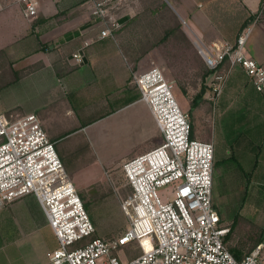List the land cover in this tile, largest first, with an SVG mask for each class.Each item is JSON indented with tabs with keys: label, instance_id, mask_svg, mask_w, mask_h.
<instances>
[{
	"label": "built area",
	"instance_id": "2783aa9c",
	"mask_svg": "<svg viewBox=\"0 0 264 264\" xmlns=\"http://www.w3.org/2000/svg\"><path fill=\"white\" fill-rule=\"evenodd\" d=\"M56 1V0H52ZM23 14H39L37 0H21ZM92 15L109 17L108 0H91ZM0 1V11L2 10ZM262 13V12H261ZM98 39L114 38V29ZM252 27H244L236 41L216 52L199 48L212 70L209 100L217 106L230 72L240 67L256 90L264 93V67L247 55ZM86 42L74 59L80 63ZM135 83L155 120L162 143L123 165L131 188L122 202L127 230L114 242L94 238L96 227L71 176L36 114L10 120L0 113V212L25 197L38 201L58 247L45 264H264V245L238 259L225 239L230 227L223 223L214 202L215 146L192 136L190 116L180 107L175 85L159 68L135 77ZM160 190L169 192L165 199ZM135 245L140 254L123 260L119 253Z\"/></svg>",
	"mask_w": 264,
	"mask_h": 264
},
{
	"label": "rangeland",
	"instance_id": "374dc122",
	"mask_svg": "<svg viewBox=\"0 0 264 264\" xmlns=\"http://www.w3.org/2000/svg\"><path fill=\"white\" fill-rule=\"evenodd\" d=\"M0 1L1 4L9 2V0ZM79 1L84 4L80 8L81 11L88 13L90 18L76 29H87L101 34L102 31L113 28V22L117 21L116 0H108L109 17L104 21L92 15L91 0ZM12 12H14L12 14L16 13L19 18L23 17L21 10ZM262 17L263 14H260V18ZM22 19L23 22L20 19L18 22V19L11 18L6 12L0 13V113L10 120H16L29 114L38 115L39 112L52 111L60 114L58 117L53 116L50 120L51 130L55 137L59 139L66 136L59 142L58 147H68L70 163L74 166L91 161L88 166L74 172L71 179L88 206V211L97 228V236L114 242L127 230L129 225L122 210V202L130 196L131 188L125 178L123 166L116 172L103 174L102 164L118 160L141 144L145 137L143 130L137 128L136 131L132 129L129 131L126 127L123 132L118 130V125L113 129L112 122L107 121L88 131L75 132L78 122L72 123L71 120L62 118L64 111L61 110V104L65 102L66 97L75 108H79L81 125H85L96 119L98 117L96 115L109 110L96 111L94 115H91L85 112L84 106L87 103L85 100H75L63 94H61L62 101L53 100L51 94L54 91L52 90L55 84L54 79L45 66L39 65L41 62H36L37 64L34 65L35 61L33 63L31 59V52L42 46L43 49H47L44 51L48 55L52 53L54 44L46 45L38 38L31 37L33 23L37 18L28 20L23 17ZM76 24H71L73 31ZM119 25L121 27V24ZM117 31L118 29L113 30L114 35ZM134 32L140 34L144 31L138 29ZM155 32L157 35L133 37L134 44L129 47L133 51L127 50L122 55L125 61L135 64L136 71L138 66L147 67L146 71L154 67L161 69L167 80L174 83L180 107L190 116L193 137L213 143L216 158L220 157L222 160L229 155L225 163L221 162L215 167V207L223 223L233 228L229 246L244 253L249 252L258 244L261 237L264 243V188L259 186L258 182L245 179L239 169L236 150L245 145H256L259 130L257 125L262 120V112L256 108L255 104L250 105L249 108L246 107L245 103L248 98L241 92L240 85L231 86L232 90L227 94L229 77L224 86L223 96L219 104L215 106L209 100V85L213 77L210 74L204 78L206 70L202 58H198L197 65L193 66L190 54L177 49V40L173 34L165 38L169 31L163 35L162 31H159L161 35H158V31ZM124 36H126L125 44L128 39H132L127 34ZM67 38H70V35ZM86 42H83L80 48ZM88 43L91 46L93 42L88 41ZM154 46L156 49L152 52L143 51V49H150ZM3 47L6 51L2 50ZM89 47L84 50L83 60ZM125 47L128 46L125 45ZM47 55L46 64L49 60ZM67 56L68 59L72 58L75 61L74 64H79L74 59V54L68 53ZM167 69L173 76L182 77L183 82L181 80V83L176 84L169 77ZM188 74L192 76L185 79V75ZM59 84L60 82L57 81V85ZM134 84L137 88L135 80ZM61 92L64 90L61 89ZM197 95L201 97L197 106L192 109L194 98ZM254 100L253 97L251 104ZM111 106V111H113L114 103ZM251 126L253 129L249 131ZM162 141L160 135V144ZM159 194L162 199L169 196L166 190H160ZM31 209L30 213L34 216L29 213L25 202L21 199L0 212V264H27L40 257L46 250L58 247L50 229H40L41 226L35 225L36 222L43 223V220L41 215L36 214L35 208ZM139 254L140 250L132 245L120 251L119 256L124 260L126 257L135 258Z\"/></svg>",
	"mask_w": 264,
	"mask_h": 264
},
{
	"label": "crops",
	"instance_id": "0c3cea01",
	"mask_svg": "<svg viewBox=\"0 0 264 264\" xmlns=\"http://www.w3.org/2000/svg\"><path fill=\"white\" fill-rule=\"evenodd\" d=\"M37 1L39 14L37 19L34 18L36 20L33 23L31 37L38 38L41 43L46 45L54 44V47L52 53L48 55L42 46L34 49L31 52V59H33V63L35 61L34 65L41 62L39 65L45 66L50 76L53 77L55 84L51 97L53 100L62 101L61 94H63L65 97L70 96L75 100H85L87 102L84 106L85 112L91 115H94L96 111L109 110L96 115L98 116L96 119L89 121L85 124L87 126L83 127L85 125L80 124L79 108H75L66 97L65 102L61 104V110L64 111L62 118H67L72 123L78 122L75 132L88 131L111 121L113 129L117 125L118 130L123 132L126 127L129 128V131L130 129L136 131L137 128H140L145 135L143 142L130 152L116 161L102 164L103 174L118 171L124 163L160 145L161 134L153 115L148 105L141 100V95L134 84L135 75L145 72L147 67L138 66L136 71L135 64L125 61L124 55H122L127 50L133 51L129 48L134 44L133 37L157 35L155 31H158V35H161L159 31H162L163 35L170 28L179 26V31L174 33L177 49L190 54L192 65L196 66L198 58L201 59L198 56L200 55L199 48L216 52L224 44L234 43L240 31L246 26H251L252 34L247 45V55L264 67L263 0H116V19L121 27L115 33L114 38L104 40L98 39L99 33L87 29H76L90 18L88 13L81 11L80 8L84 4L79 0ZM2 5L3 9L0 13L6 12L11 18L23 22L24 14L20 18L16 13L12 14L14 13L12 11L15 10H21L23 13L24 4L21 0H9L7 3L2 2ZM260 14H263L262 18H260ZM72 23H77L74 26V31ZM138 29L144 32L135 33L134 31H138ZM132 30L134 31L132 32ZM125 34L132 38L128 39L126 44ZM69 35L70 38H67ZM85 41L93 43L87 49L83 63L74 64L75 61L72 58L68 59L67 55L68 53L75 54ZM155 49L156 46L143 49V51L152 52ZM2 50L6 51L4 47ZM46 55L49 59L48 64L45 63ZM167 72L176 84L181 80L183 82L182 77L173 76L168 69ZM191 76V74L185 75V79ZM57 81L60 82L59 85H57ZM239 85L241 92L248 98L245 103L246 107L249 108L250 105L255 104L256 108L262 112V120L257 125L259 130L256 145L238 147L236 154L239 161L237 162L245 179L258 182V185L264 188V93L258 92L244 70L236 67L229 75L227 94L232 90L231 86ZM61 89L64 92H61ZM253 97L255 100L251 104ZM112 103L115 106L113 111H111ZM59 115L58 112L52 111L39 112L38 114L47 134L56 143L63 164L72 177L74 172L88 166L91 161L74 166L70 163L68 147H58L59 142L66 136L57 139L52 133L50 120L53 116L58 117ZM251 129H253L252 126L249 131H252ZM22 200L29 213L32 211L31 208H35L36 214L41 215L43 223H37L33 218L36 222L35 225L41 226L40 229H50L55 237L36 198L28 196ZM54 249L56 248L46 250L40 257L27 264H45Z\"/></svg>",
	"mask_w": 264,
	"mask_h": 264
},
{
	"label": "trees",
	"instance_id": "16d2710c",
	"mask_svg": "<svg viewBox=\"0 0 264 264\" xmlns=\"http://www.w3.org/2000/svg\"><path fill=\"white\" fill-rule=\"evenodd\" d=\"M263 4H264V0H263ZM169 32L165 35V38L166 37H168L170 34H173L174 36H175V31H179V26H174L173 28H170L169 30H168ZM45 51H47V49L45 48ZM200 58H202L200 55H198ZM202 61H204L203 59H202ZM203 64H204V67H205V72H204V78L207 76H209L210 74H212L213 73V71L212 70H209L208 68H207V66H206V64H205V62H203ZM178 83H181V82H178ZM254 86V85H253ZM255 88V87H254ZM256 89V88H255ZM138 90V89H137ZM139 91V90H138ZM140 93V92H139ZM141 95V94H140ZM200 95V94H199ZM199 95H197L195 98H194V104L192 105V109H194L196 106H197V103H198V100L200 99V97L201 96H199ZM87 125H85V126H83V127H86ZM192 126V125H191ZM192 136H193V128H192ZM229 156V155H228ZM228 156L226 157V158H223L222 160L220 159V157L219 158H216V155H215V167H217L221 162L223 163H225L226 161H227V158H228ZM214 173H215V171H214ZM215 175V174H214ZM215 185H216V183H215V176H214V191H216V188H215ZM85 203V202H84ZM30 205H32V204H30ZM32 207V206H31ZM85 207H86V209H87V211L89 210L88 209V206H87V204L85 203ZM89 212V211H88ZM90 214V213H89ZM91 216V215H90ZM92 218V217H91ZM93 220V219H92ZM93 223H94V221H93ZM94 225H95V223H94ZM234 225H235V223H234ZM96 227V226H95ZM96 230H97V228H96ZM232 230H233V228L230 226V233L228 234V236L226 237V239H225V242H226V245H227V247L230 249V251L233 253V255H235L238 259H242V258H244V257H246L248 254H250V252L257 246V245H259V244H263V241H262V237L260 238V240H259V242H258V244L251 250V251H249V252H241L240 250H237L236 248H231L230 246H229V241L230 240H232ZM94 238H100V237H98L97 236V231H96V235H95V237ZM100 239H102V238H100Z\"/></svg>",
	"mask_w": 264,
	"mask_h": 264
}]
</instances>
